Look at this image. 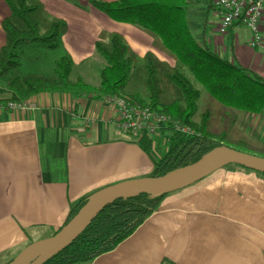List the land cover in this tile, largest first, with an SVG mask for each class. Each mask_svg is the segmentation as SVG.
<instances>
[{
    "label": "crops",
    "instance_id": "obj_1",
    "mask_svg": "<svg viewBox=\"0 0 264 264\" xmlns=\"http://www.w3.org/2000/svg\"><path fill=\"white\" fill-rule=\"evenodd\" d=\"M40 1L66 31L54 49L21 46L16 67L21 71L11 76L28 72L52 76L56 61L68 56L71 79L80 77L98 86L100 77L92 83L87 75L95 68L99 76L104 62L94 46L110 33L125 40L136 58L133 70H145L149 61L179 67L155 34L111 20L90 0ZM186 2L185 20L193 39L264 79V21L263 41L252 48L251 33L241 24L224 34L218 31L212 0ZM8 13L0 0V48L1 21ZM44 58L49 60L45 68ZM238 113L253 134L264 130V113ZM250 119L257 122L253 125ZM158 137L152 151L155 158L168 148L165 134ZM152 173L150 157L117 127V109L111 101L41 93L25 100L23 107H0V262L5 261L3 255L14 254L11 261L32 242L54 236L77 201ZM89 264H264V178L224 167L172 192L132 235Z\"/></svg>",
    "mask_w": 264,
    "mask_h": 264
},
{
    "label": "trees",
    "instance_id": "obj_2",
    "mask_svg": "<svg viewBox=\"0 0 264 264\" xmlns=\"http://www.w3.org/2000/svg\"><path fill=\"white\" fill-rule=\"evenodd\" d=\"M3 2L9 13L1 21L4 43L0 48V78L8 77L5 89L0 90V107L9 109V103L21 104L41 93H68L102 101L127 97L140 107L160 111L171 122L188 126L193 134H183L166 126L162 134H165L168 148L157 158L152 155L153 136L144 135L136 141L152 160V177L177 172L196 163L214 148L225 146L226 133H211L208 130L209 111L199 112L197 85L223 107L248 114L264 113V79L221 59L193 39L185 20L186 0H90L93 8L111 20L155 34L179 62V67H159L147 62L145 97L125 92L136 58L118 33H110L105 41L95 43V52L104 62L98 86L89 85L80 77L71 79L72 61L68 56L56 61L52 76L32 72L11 76L10 71L18 66L21 46L54 49L66 26L50 15L40 0ZM2 92L8 96H3ZM165 96L171 97V101L164 103ZM238 142L245 144L246 140ZM227 168L249 171L238 165ZM256 174L264 178V174ZM165 196L152 198L139 194L114 200L69 246L42 264H89L111 252L157 211ZM86 203L87 198H83L70 206L67 220L57 233L78 216Z\"/></svg>",
    "mask_w": 264,
    "mask_h": 264
},
{
    "label": "water",
    "instance_id": "obj_3",
    "mask_svg": "<svg viewBox=\"0 0 264 264\" xmlns=\"http://www.w3.org/2000/svg\"><path fill=\"white\" fill-rule=\"evenodd\" d=\"M238 165L264 174V157L220 146L205 154L196 163L163 177H148L119 182L101 189L87 198L86 205L62 231L32 242L6 264H42L71 244L95 219L101 210L119 198L147 194L152 198L168 195L196 183L219 169Z\"/></svg>",
    "mask_w": 264,
    "mask_h": 264
},
{
    "label": "built area",
    "instance_id": "obj_4",
    "mask_svg": "<svg viewBox=\"0 0 264 264\" xmlns=\"http://www.w3.org/2000/svg\"><path fill=\"white\" fill-rule=\"evenodd\" d=\"M212 6L218 16V31L221 34L234 24H241L251 33L249 46L259 47L263 41L262 22L264 21V0H212ZM111 102L117 109V127L137 141L144 135L160 136L162 130L170 125L174 131L193 134L185 125L171 122L169 117L160 111L140 107L127 97L114 98ZM21 104L9 103V109L23 107Z\"/></svg>",
    "mask_w": 264,
    "mask_h": 264
},
{
    "label": "rangeland",
    "instance_id": "obj_5",
    "mask_svg": "<svg viewBox=\"0 0 264 264\" xmlns=\"http://www.w3.org/2000/svg\"><path fill=\"white\" fill-rule=\"evenodd\" d=\"M46 58H44L42 61L45 64L44 68L47 67L49 63V60ZM29 62H33V61L30 60ZM19 70H20L19 68L11 70L9 74L12 75L13 73ZM45 71L48 72L49 70H45ZM89 73L87 75L89 81L92 83L98 82L99 76L97 73V69L92 68V70H90ZM131 73L132 75L127 84L126 91L138 93L141 97L146 96V89H145L146 70L137 67L134 70L132 69ZM7 77L8 76H4L0 78V90L5 89V83ZM196 87L200 91V98L198 100L199 112L208 110L210 113L208 130L211 133H215V134L225 132L227 136L224 141L225 147L243 150L252 155L264 157V130L260 132L257 131L255 134H253L252 128L250 129L248 127L246 128L245 126L246 124L244 123L243 125L242 119L238 117L240 113L233 111L232 109L223 107L218 102H216L206 92L204 88H202L199 85H197ZM2 93L3 96L5 97L8 96V93L6 92H2ZM168 101H171V97L165 96L163 98V102L166 103ZM249 121H252L253 125L257 122V120H252V119H250ZM153 137L154 140H157L159 138L157 136H153ZM241 139H245L246 143L239 144L238 141ZM164 142L166 143V141ZM156 157H160V156H156ZM13 255L14 254L7 257L3 255L2 258H4L5 261L0 262V264L7 263L8 261L10 262L11 258L9 257ZM2 260L3 259H1L0 261Z\"/></svg>",
    "mask_w": 264,
    "mask_h": 264
}]
</instances>
